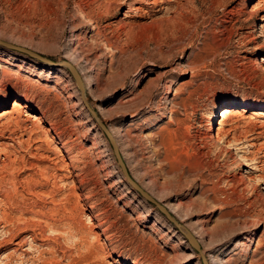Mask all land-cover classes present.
Returning a JSON list of instances; mask_svg holds the SVG:
<instances>
[{
    "label": "rangeland",
    "instance_id": "obj_1",
    "mask_svg": "<svg viewBox=\"0 0 264 264\" xmlns=\"http://www.w3.org/2000/svg\"><path fill=\"white\" fill-rule=\"evenodd\" d=\"M105 1L0 0V39L49 60L0 47V84H35L0 93V264H203L90 109L208 264H264V116L201 139L264 106V0Z\"/></svg>",
    "mask_w": 264,
    "mask_h": 264
},
{
    "label": "bare ground",
    "instance_id": "obj_2",
    "mask_svg": "<svg viewBox=\"0 0 264 264\" xmlns=\"http://www.w3.org/2000/svg\"><path fill=\"white\" fill-rule=\"evenodd\" d=\"M118 0H107V1H105L104 2V4L102 5V7L103 8H107V9H109L110 8V6L112 5V4H117L116 2H117ZM124 1V0H123ZM162 2H163V0H161ZM119 2V1H118ZM157 2H160V0L159 1H157ZM165 2V1H164ZM102 4V3H101ZM123 4H126V10H124V12H122V15H123V17H124V20L125 21H128V20H130V19H133V18H135L136 16H141V15H143V14H141V12H142V6L141 5H139L138 3H135V4H133V3H131V4H128V2L125 0L124 1V3ZM106 11V10H105ZM146 12V11H145ZM264 16V15H263ZM264 30V29H263ZM264 33V32H263ZM0 47H2V48H4V49H6V50H9V51H13L14 53H19V54H23V55H26L27 56V54H24L23 52H21V51H19V49H17V48H15V49H12V48H9V46L7 47V46H5V45H0ZM29 55V54H28ZM83 81V80H82ZM34 82H30L29 80H27L26 78H23V77H17V78H14L13 80H11L10 82H7V83H4V84H0V93L1 94H4V93H6V92H8V90H10L11 89V91L10 92H14V94H12V96L15 98V100H14V104L15 105H18V102L16 101V98H19V100L20 99H22L20 96H18V95H16L17 94V92L15 91L17 88H23V89H25V90H31V89H33V86L35 85V84H33ZM37 85V84H36ZM84 87V86H83ZM38 88V87H37ZM40 88V87H39ZM36 89V88H35ZM41 90V89H40ZM38 91V90H37ZM32 93V92H31ZM22 100H24V99H22ZM222 104V105H221ZM234 105H238V106H241L242 108H247V109H249V108H253L254 110H256L255 112H254V114L255 115H257V116H264V109H261V108H264V106L263 105H251V104H248V103H245V102H242V103H239V104H236V103H234V102H231V101H227V102H221L220 103V106H225L223 109H221V112L219 113V115H220V117L222 118V119H217V118H215L214 117V113L211 115V117H210V119L208 120V122H207V125H206V129L204 130V133H203V135L201 134V136H202V138L201 139H203L204 140V142H205V144L207 143V144H209L210 143V145H211V143L212 142H219V143H221V144H223L224 146L225 145H228V144H230L231 142L230 141H227V138H228V136H229V134H230V131L231 130H233L231 127L230 128H225V119H226V117H228L230 114H232L233 113V108H234ZM43 114V113H42ZM44 115V114H43ZM230 117V116H229ZM217 123V124H216ZM54 124V123H53ZM55 125V124H54ZM234 131V130H233ZM114 137V136H113ZM257 138V137H256ZM234 139V138H233ZM232 139V140H233ZM238 139V138H237ZM237 139L235 138V141H237ZM203 142V143H204ZM234 142V141H233ZM241 142V141H240ZM239 142V143H240ZM254 144V146H255V143H253ZM261 145V144H260ZM232 147V146H231ZM239 157V156H238ZM243 159V162L245 161L246 163L248 162V159L247 158H245L244 159V157L242 156V158H241V160ZM253 161V160H252ZM244 162V163H245ZM249 163V162H248ZM245 165H248V164H245ZM251 165V164H250ZM249 166V165H248ZM253 168V167H252ZM247 174H248V179H251L252 180V177H251V175H250V172H246ZM242 177H245L246 178V176H241V178ZM245 178H242L241 179V181H239V182H242V181H244V182H246V179ZM243 183V182H242ZM92 205H95V204H92L91 203V206ZM96 206V205H95ZM97 207V206H96ZM98 208V207H97ZM95 209V208H94ZM99 210H100V208H99ZM99 210L97 211V214H98V212H99ZM93 211V210H92ZM104 212H105V210H104ZM103 212V213H104ZM102 213V214H103ZM94 214V213H93ZM96 215V214H95ZM98 216V215H97ZM102 216H104V215H102ZM101 216V217H102ZM96 219V218H95ZM98 219V218H97ZM106 219V218H105ZM29 222V221H28ZM106 222V221H105ZM30 225V224H29ZM96 226V225H95ZM180 227H182L181 225H180ZM27 228V227H26ZM183 229H184V226L182 227ZM92 229H94V228H92ZM27 230V229H26ZM33 231V230H32ZM92 232V231H91ZM93 234H95L96 236L95 237H97L99 234H100V232H95L94 231V233ZM7 235V234H6ZM36 236V235H35ZM188 238V240H189V242L191 243V240H190V238L189 237H187ZM97 239H99V238H97ZM10 240H12V239H10ZM24 240V239H23ZM21 242V241H20ZM19 243V242H18ZM192 244V243H191ZM16 245V244H15ZM18 245V244H17ZM23 245V244H22ZM21 245V246H22ZM18 248V247H17ZM15 249V248H14Z\"/></svg>",
    "mask_w": 264,
    "mask_h": 264
},
{
    "label": "water",
    "instance_id": "obj_3",
    "mask_svg": "<svg viewBox=\"0 0 264 264\" xmlns=\"http://www.w3.org/2000/svg\"><path fill=\"white\" fill-rule=\"evenodd\" d=\"M0 43L1 44H5V45H8V46H11V47H14V48H17L21 51H24V52H28L30 55H33L35 57H38V58H41L43 60H46V61H49L47 58L37 54L36 52L34 51H31L30 49L26 48V47H23V46H20V45H16V44H13V43H9V42H6L5 40L3 39H0ZM62 64L66 65L68 67V69L70 70L71 74L73 75L79 89H80V92H81V97L82 99L85 101L84 99V87H83V83H82V79L80 77V74L78 73L76 67L70 63L69 61H62L61 62ZM86 103V102H85ZM87 104V103H86ZM92 115L95 117L96 121L99 123L100 127L104 130V132L106 133L111 145H112V148H113V151H114V154L116 156V159L122 169V172L124 173V175L126 176V179L128 180V182L143 196L145 197L146 199H148L149 201L155 203L157 205V207L166 215V217L168 219H170L175 225H177L178 227H180L181 224H179L175 218L170 214V212L163 206L161 205L160 203H158L147 191H145L142 187H140L129 175V173L127 172V169L125 167V164L121 158V155L118 151V147L116 145V142L114 141V138L112 136V134L110 133V131L106 128V126L103 124L102 121H100L98 119V117L96 116L95 112L90 109ZM183 227V225H182ZM185 232L184 235L186 237H189L190 240H191V243L192 245L195 247V249H197L200 254H201V258H202V261H203V264H208V261L206 259V257L203 255V253L201 252L200 250V247H199V244L196 240V238L193 236V234L187 229L185 228Z\"/></svg>",
    "mask_w": 264,
    "mask_h": 264
}]
</instances>
